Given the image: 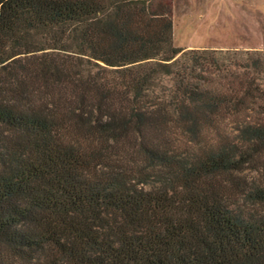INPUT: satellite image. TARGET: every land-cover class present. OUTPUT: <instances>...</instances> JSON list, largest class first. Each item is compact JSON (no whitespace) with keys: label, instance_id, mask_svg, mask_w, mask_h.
Wrapping results in <instances>:
<instances>
[{"label":"trees","instance_id":"trees-1","mask_svg":"<svg viewBox=\"0 0 264 264\" xmlns=\"http://www.w3.org/2000/svg\"><path fill=\"white\" fill-rule=\"evenodd\" d=\"M172 25L0 0V264H264V53Z\"/></svg>","mask_w":264,"mask_h":264},{"label":"rangeland","instance_id":"rangeland-1","mask_svg":"<svg viewBox=\"0 0 264 264\" xmlns=\"http://www.w3.org/2000/svg\"><path fill=\"white\" fill-rule=\"evenodd\" d=\"M179 49L264 53V0H166Z\"/></svg>","mask_w":264,"mask_h":264}]
</instances>
